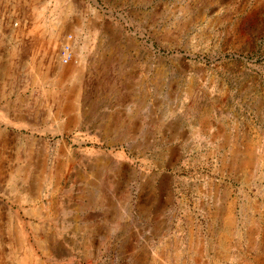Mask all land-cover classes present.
<instances>
[{
  "label": "rangeland",
  "instance_id": "obj_1",
  "mask_svg": "<svg viewBox=\"0 0 264 264\" xmlns=\"http://www.w3.org/2000/svg\"><path fill=\"white\" fill-rule=\"evenodd\" d=\"M0 164V264L15 212L49 264H264V0H0Z\"/></svg>",
  "mask_w": 264,
  "mask_h": 264
},
{
  "label": "bare ground",
  "instance_id": "obj_2",
  "mask_svg": "<svg viewBox=\"0 0 264 264\" xmlns=\"http://www.w3.org/2000/svg\"><path fill=\"white\" fill-rule=\"evenodd\" d=\"M31 1H33V0H31ZM35 4L34 3H31V2L29 4V7L31 8V16H32L31 17L32 18L31 20H33V22H32L31 28L28 29L26 32H28L29 35H32V37H33V39L35 41V50H37L38 53L39 52H42L43 53V54L42 53H40V54H42L44 57H46L47 61H45V62L47 63V65L45 67H43V69L44 68L45 69H44V72L42 74L38 70V68L37 69L35 68L34 71L32 69L31 70L33 71V74L36 77L38 75H40V74L42 75L41 76V82H44L46 80V78L49 77L48 75L50 73H53L54 74L55 84L56 85L61 84L62 82H64L65 80H67L69 78H73V79L76 78L77 84L76 85H73L68 90V98H69V96L72 97L73 95L78 94L79 91H80V89H81L80 83H78L79 82V79L81 77L80 76L81 75V69L79 67L78 62L79 61L81 62V60H82V56H81L82 49L81 48L80 49H77L76 47H74L73 46V43H72L73 42L72 39H65V40H63L64 43H65V45L66 44L68 45V49L67 50L66 49H63V46H61L62 45V42L60 40V37H61L62 34L64 35L65 28H66L65 25L62 22L63 19L62 20H59V21H53L51 23V26H49V29L48 30H44V25L40 21L42 15H44L43 14V8L38 9ZM43 18H45V17H43ZM43 18H42V20H43ZM46 23H48V22H46ZM17 29H18V27L16 29H12L10 31L11 37L13 39H15L16 41H21V39H22L21 37L24 34L23 32L25 30H22V31L20 30L19 31ZM24 35H26V34H24ZM61 50L63 51V54H62V59L63 60H66L67 59V56L70 54V52L73 55L76 54V52H77L80 55V58L79 57L78 58L77 57L76 58H73L72 57L70 59V61H68V62L66 61L67 62L66 64H63V62H58L57 58H58V55L61 56V54H60V51ZM15 54H16V52L14 53V51H13V55H15ZM37 56L35 54L34 57H37ZM11 57H12V55H11ZM59 60H61V59H59ZM36 65H38V64H36ZM54 96L55 95H53V97ZM65 97H66V95H65ZM69 105H70V103H67L66 102L65 107H69ZM74 121L75 120L70 119V120H68L66 122V125L69 126ZM24 171H25V169H24ZM25 172H27V171H25ZM36 174H38V173H36ZM39 176H40V174L36 176V179L34 178L35 179L34 180V183L38 184L39 178H40ZM45 179H46V181L48 180L47 178H45ZM56 180H57V177H55V180L54 181H51V183L48 182L49 183V186L50 185L52 186L51 187L52 190L49 189L52 192L53 191H57V189H56V187H57ZM24 194H25V192H24ZM54 205H56V204H54ZM14 219H15L14 222L16 221L15 223L17 224L12 229L13 237H14V240H15V244H14L15 247L14 246L13 247H14L15 250L12 253V257L10 256L13 259L14 264H49L51 260L56 261L55 258H54L56 256L54 254V250H55L54 249V246L52 244H48V241H46L45 237L42 238V237H39L38 235L34 234L33 235V243L29 242V237H28V234H27V233H29V231H28V229H27V231H25V225L28 224L30 226V229L33 228L32 221H31V223H27L25 221V223H24L21 220V217L18 215L17 212L14 213ZM30 233H32V232H30ZM36 250H38L40 254H38V252ZM18 253H21V255H18ZM1 257H2V254H1V244H0V259H1ZM43 258H45V260H43ZM46 260H48L49 263H46Z\"/></svg>",
  "mask_w": 264,
  "mask_h": 264
}]
</instances>
